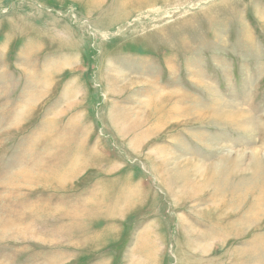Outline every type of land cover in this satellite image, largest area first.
I'll return each instance as SVG.
<instances>
[{
  "label": "rangeland",
  "instance_id": "374dc122",
  "mask_svg": "<svg viewBox=\"0 0 264 264\" xmlns=\"http://www.w3.org/2000/svg\"><path fill=\"white\" fill-rule=\"evenodd\" d=\"M0 264H264V0H0Z\"/></svg>",
  "mask_w": 264,
  "mask_h": 264
}]
</instances>
